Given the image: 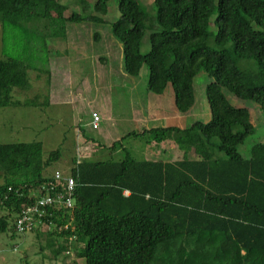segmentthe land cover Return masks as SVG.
<instances>
[{
    "label": "trees",
    "instance_id": "trees-1",
    "mask_svg": "<svg viewBox=\"0 0 264 264\" xmlns=\"http://www.w3.org/2000/svg\"><path fill=\"white\" fill-rule=\"evenodd\" d=\"M110 1L80 0L67 14L70 1L0 0V110L15 103L13 88H29L27 58L36 40L44 52L47 37L64 36L67 23H102ZM152 4L154 18L138 0H117L110 32L121 43L123 70L137 76L147 66V90L171 87L179 113L191 109L194 78L206 73L209 120L126 135L147 144L172 140L180 160L137 159L126 147L117 161L74 157L65 174L75 181L73 207H46L41 220L49 228L27 234L56 246L54 256L84 264H264V142L249 156L240 152L255 125L224 93L255 102L264 115V0ZM59 158L58 150L44 156L39 141L0 142V234L27 235L15 219L36 189L62 174L49 170Z\"/></svg>",
    "mask_w": 264,
    "mask_h": 264
},
{
    "label": "rangeland",
    "instance_id": "rangeland-1",
    "mask_svg": "<svg viewBox=\"0 0 264 264\" xmlns=\"http://www.w3.org/2000/svg\"><path fill=\"white\" fill-rule=\"evenodd\" d=\"M60 1L62 3H68L70 1L67 14H69L70 11H78L80 9V0ZM86 1L92 5L96 0ZM138 2L151 16H153V18L155 17V7L152 4V0H138ZM108 5V11L104 16V21L102 23L77 24L69 22L67 24L68 26H66L71 38L73 37L74 31L80 33L81 41H77V43L75 42V45H79L78 49H81V51L84 49V45L86 43L91 42L90 37H88V32L90 31H92V34L93 31L100 32L103 38L100 43L92 39L91 43L94 44V48L98 49L101 47V44L104 41L108 42L109 38L113 40L112 42H114L113 44L112 42H108L110 48L107 64H102L100 59H97L98 57H92L90 58V60L92 59V63L89 65V62L86 60L82 62V60L86 57H81L78 59V62L83 64L81 66L77 65V67H74V62H76L77 59V57L74 56L75 54L71 55L69 53L64 55L65 58L64 56L60 57L63 58L62 61L64 62V67L67 63L70 64L67 69H69L71 73V82H61L60 91L61 93L63 91L66 93H71V98L72 95L79 96V94L82 92L84 100L81 101V103H77V105L74 107L73 103L68 104L63 100H51L48 105H43V93L44 91H47L49 85L46 83L44 88V83H42V81H32V84L29 81V87L32 88L23 90L13 88L11 94L15 103L3 107L0 110V142L15 143L39 141L42 144L44 156H47L51 151L58 150L60 153V158L53 162L49 167L51 172H53L55 169H61L62 171L60 172L67 174L71 162H69V160H72L73 156L76 157V159L78 157V160L81 161V156L83 155L82 152H88L90 149L85 148L87 144L86 142L89 140L84 137V135L99 139L101 135L105 136L106 130L111 131V135L115 134L116 130L121 127L126 129L128 128L130 130L132 125L135 126L134 123L129 120L132 116L133 110L136 109L139 104L146 102V98L151 99L149 103H153L155 97L158 96V94L149 92L147 90V66L144 65L141 68L140 74L137 76H131L128 74H123V76L119 72V67H123L121 51L122 46L120 42L113 38L110 32V23L113 22L118 16L117 0H111ZM215 30V26L210 24L208 27L209 33L214 34ZM82 32L84 33L82 34ZM149 33L150 32L147 31L143 37L141 45L142 53H146L149 50ZM58 39H55V41ZM73 41H76V39H73ZM36 44H39V40L34 42V45ZM114 44H118V47L120 48V59L118 57L119 48L112 46ZM88 45L90 46V44ZM102 45L105 46L104 44ZM36 47L37 45L35 48ZM33 52L34 53H30L29 58H27V62L30 64V69L28 70L29 75L32 73L35 75L37 69L44 67L42 65L44 53H40L41 51L39 52L37 49H34ZM35 53L38 54V57L35 55ZM94 54L96 55V53ZM110 56L113 58V60L115 57H118V60L116 62H112ZM54 66L55 65L50 66L52 71L55 68ZM110 68H113L112 73H109ZM94 74L99 75L98 79L95 78ZM32 77L34 76L32 75ZM85 78H87V82L85 81ZM102 78H106L108 80L104 82ZM109 78H112L114 83H112V80H109ZM209 81L210 79L206 73L201 71L194 78L193 82L196 103L202 101V104L206 107V109H208V105L204 93V87ZM38 83L40 84L39 88ZM86 84L89 85V89H87V91ZM37 88L38 92H35ZM224 93L231 104L239 107H245L249 111L251 119L255 125L254 133L239 147L240 152L244 156H249L252 145L264 142V115L255 102L251 100L239 99L226 89H224ZM173 106L174 104L167 103L163 111H167L166 113H171L170 111ZM197 109L198 108L194 110L195 113L194 111L192 112V115L186 114L187 117L184 119L183 125H191L195 118L194 116L197 113ZM92 111H96L100 116L98 127L95 129H93L90 124L92 119ZM190 111L191 110H189V112ZM107 115L108 117L113 118V121H106L104 118H106ZM117 118L125 121H119L117 123ZM172 120L173 122L175 121L174 119ZM163 122L165 124L166 119ZM78 134H80V136H78ZM124 137L125 138H121L120 144L124 145L126 148H131V150L136 149L137 152L132 153L137 159L144 158L141 150H144L147 143H145L141 138L127 136ZM166 143L167 144L165 145L167 146L171 145L170 142ZM91 146L97 147L96 145ZM98 149H100V147H98ZM91 153L93 155L95 154L92 150ZM190 153L193 154V150H191ZM194 154L192 155L193 157L195 156ZM181 155L182 152L178 150L176 155L173 154V156L176 158H180ZM4 213L6 212L0 210V215ZM48 228L49 227H45L41 228L40 230ZM43 244L44 237L37 238L36 233L27 234L25 236L14 235L12 237L10 230H7L6 232L0 234V264H84L82 259H76L73 257V255H67L65 257H62V255L54 256L52 251L56 250V246H53L50 249L44 247Z\"/></svg>",
    "mask_w": 264,
    "mask_h": 264
},
{
    "label": "crops",
    "instance_id": "crops-1",
    "mask_svg": "<svg viewBox=\"0 0 264 264\" xmlns=\"http://www.w3.org/2000/svg\"><path fill=\"white\" fill-rule=\"evenodd\" d=\"M67 24H66V26H68ZM84 32H82V34ZM73 33H74L73 37L71 38V36L68 33V28H67L64 36L47 37V40H46L47 50L44 52L43 51L40 52V48H41L40 43L36 44L37 45L36 49L39 50L40 53H44V60L42 59V61H43L42 65L44 67L41 69H37L36 70L37 72L35 75H34V73L29 75L28 71H27V74L29 76V79H30L29 81L31 82V84H32V81H35V82L42 81V83H44V88L46 86V83L49 85L47 91H44V93H43V99H44L42 102V103H44L43 105H48L51 102V100L52 101L53 100H55V101L56 100L57 101L63 100L65 102H67L68 104L73 103V106L75 107L77 105V103H79V102L81 103V101L84 100L82 92H81V94L78 93L79 96L72 95V98L70 97L71 93H66L64 91L61 93V91H60L61 85L60 84H61V82L62 83H66V82L70 83L71 82V78H70L71 73H70L69 69H67V67L70 64L67 63L64 67L63 66L64 62L62 61L63 58H60V57L67 55L69 53L71 55L75 54L74 56H76L77 59H76V62H74V64H75L74 67H77V65L81 66L83 64L81 62H78V59L81 57H83V58L86 57L85 59L82 60V62L86 60L87 62H89V65H91L90 63H92V59L90 60V58H92V57H98L97 59H100L102 64H107V62H108L109 48H110L109 43H111L113 41L112 39L109 38V41H108L109 43L104 41L102 44H104L105 46H103L101 44V47H99L98 49L94 48L93 47L94 44L91 43L92 39H93V34H92V31H90V32H88V34H89L88 37H90L91 42L86 43L84 45V49H82V51H81V49H78L79 45H75V42L77 43V41H81L80 33H77V31H74ZM93 33H94V31H93ZM55 39H58V40L55 41ZM73 39L74 40L76 39V41H73ZM102 39L103 38L100 34L99 39L96 41L98 43H100L102 41ZM113 43L114 42H112V44ZM88 44H90V46ZM0 45H1V42H0ZM112 46L119 48L118 44H114ZM1 47H2V45L0 46V48ZM121 51H122V48H121ZM121 51L119 48V56H118L119 59L121 57ZM45 53H46V55H45ZM94 53H96V55ZM61 54H63V55H61ZM1 56H2V54H1ZM1 56H0V58H1ZM36 56L38 57V54H36ZM118 57H115L114 60L111 57L112 62H116L118 60ZM64 58H65V56H64ZM51 65H55L54 66L55 68L53 69V71L50 69ZM61 67H62V70H61ZM109 70H110L109 73H112L113 68H110ZM94 72H95V70H94ZM119 72L122 75L126 74L123 70V67H119ZM32 75L34 77H32ZM94 75H95V78L98 79L99 75H96V74H94ZM102 79L104 82H106L108 80L106 78H102ZM109 80H112V78H109ZM85 81L87 82V78H85ZM30 82H29V84H30ZM112 83H114V80H112ZM39 87H40V84L38 83V88ZM38 88L36 89L35 92H38ZM87 89H89L88 84H86V91H87ZM132 89H133V86H132ZM78 90H80V89H78ZM150 100L151 99L146 98V102L139 104L138 107L133 110L132 116L130 117L129 120L132 123H134L135 126L132 125L130 127V130L128 128L126 129V128L121 127V128H118V130H116L115 134H112V135L110 133L111 131L106 130L105 136L101 135L99 139H96L94 137H89V136H86L83 134L84 137H86L89 140L88 142H86L87 144H86L85 148H90V149L88 152H82L83 155L81 156V161H83V160H100V159H102V160L113 159L116 161L120 160L123 157V149L125 147L124 145L120 144L122 137L126 136L128 133H131V132L138 133V132H141L145 129H150V128L167 127V126H176L179 128H185L187 126L183 125V124H184V119L187 117L186 114L192 115V112L196 108H198V109H197L196 115L194 116L195 118H194L193 122H195L196 120H199L200 118L202 119V120L200 119V121L206 122L210 118L209 108L206 109V107L203 106L202 101H199V103H196L195 93H194V104L190 109L191 111L190 112L188 111L187 113H179L176 110L175 106L172 107V109L170 111L171 113H166L167 111H163L165 108V105L167 103L168 104H174V97H173V92H172L171 87L170 88L168 87L162 94H158V96L155 97V100L153 103H149ZM160 105L162 108L160 107ZM197 105H198V107H197ZM92 112H96V111H92ZM194 113H195V111H194ZM104 119L106 121H113V118L108 117V115ZM165 119H166V123L164 124L163 121ZM172 119H174L175 121L173 122ZM119 121L123 122L125 120H120L119 118H117L116 122L118 123ZM78 136H80V134H78ZM127 137H133V136H127ZM101 138H103V139H101ZM133 138H137V137H133ZM166 142H170L171 145H168V146L165 145V144H167ZM114 143H115V146L112 147ZM88 144H90V145H88ZM91 145H96L97 147H93ZM98 147H100V149H98ZM109 147H111V148H109ZM128 149H130L131 152H137L136 149L135 150H131V148H128ZM91 150L93 151V153H95L94 155L91 153ZM94 150H96V151H94ZM177 150L180 151L177 148L176 144L172 140H165L161 143L151 142L149 144H146V147L144 148V150H141V153L143 154L144 158H147V159L155 158V159H160L163 161H176V160L182 159V157H183V155H181L180 158H176L173 156V154L176 155ZM193 154L190 153V156L193 157L192 156ZM73 158H74V156H73ZM72 160H69V162ZM77 160H78V157H77ZM78 161H80V160H78Z\"/></svg>",
    "mask_w": 264,
    "mask_h": 264
},
{
    "label": "built area",
    "instance_id": "built-area-1",
    "mask_svg": "<svg viewBox=\"0 0 264 264\" xmlns=\"http://www.w3.org/2000/svg\"><path fill=\"white\" fill-rule=\"evenodd\" d=\"M90 121L93 129L98 127L100 116L97 112L91 113ZM75 181L72 177L54 173L53 181L43 183L36 189L31 202L23 206L15 219L16 230L19 234H27L37 229L47 227L41 220L45 214L46 207L56 205V207L71 209L74 205L73 190ZM128 195V191H124Z\"/></svg>",
    "mask_w": 264,
    "mask_h": 264
}]
</instances>
